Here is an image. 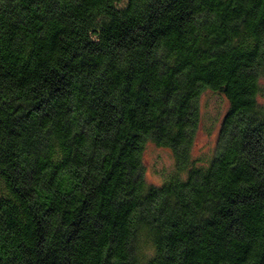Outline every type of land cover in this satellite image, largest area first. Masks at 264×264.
<instances>
[{
	"label": "trees",
	"instance_id": "trees-1",
	"mask_svg": "<svg viewBox=\"0 0 264 264\" xmlns=\"http://www.w3.org/2000/svg\"><path fill=\"white\" fill-rule=\"evenodd\" d=\"M0 264H264V0H0Z\"/></svg>",
	"mask_w": 264,
	"mask_h": 264
},
{
	"label": "rangeland",
	"instance_id": "rangeland-1",
	"mask_svg": "<svg viewBox=\"0 0 264 264\" xmlns=\"http://www.w3.org/2000/svg\"><path fill=\"white\" fill-rule=\"evenodd\" d=\"M200 123L195 141L191 148V155L195 158H207L212 153L219 128V122L227 108L224 98L206 93L199 99ZM144 176L150 184L161 181L160 174L172 169L173 157L168 148L147 144L143 151Z\"/></svg>",
	"mask_w": 264,
	"mask_h": 264
}]
</instances>
